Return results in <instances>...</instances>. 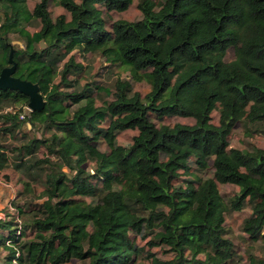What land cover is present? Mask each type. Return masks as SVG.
Returning a JSON list of instances; mask_svg holds the SVG:
<instances>
[{"label": "trees", "instance_id": "1", "mask_svg": "<svg viewBox=\"0 0 264 264\" xmlns=\"http://www.w3.org/2000/svg\"><path fill=\"white\" fill-rule=\"evenodd\" d=\"M56 1L70 18L52 17L49 6ZM134 1L40 0L30 11L27 0H0V74L10 66L9 38L17 34L26 48L15 50V76L38 83L46 100L44 110L24 120L33 128L58 131L17 149L0 138V172L16 153L17 169L31 168L24 157L42 145L58 160L36 163L51 164V170L45 174L47 199L34 213V238L22 243V227L0 219V247H10V257L0 264L73 259L132 264L139 252L132 235L149 233L154 235L149 245L171 254L150 253L152 264H227L234 250L225 235L226 214L246 205L252 206V216L244 231L254 240L264 238V148L244 152L230 148L229 140L239 122L264 123V0H163L159 9L156 0H140L141 20L119 19L108 30L105 12H126ZM33 20L42 27L31 33L23 23ZM42 41L44 49L38 47ZM77 50L112 57L134 81L148 80L151 91L143 98L129 81L118 80L114 93L106 90L113 100L102 106L88 94L89 87L60 92L85 70L75 59ZM63 61L61 80L54 84ZM81 101L85 104L71 112ZM10 104L22 108L0 114V137L21 128L29 97L0 90V111ZM215 111L218 125L212 121ZM152 115L159 121L177 116L195 122L157 125ZM127 130H138L129 147L117 141ZM101 141L109 151L99 148ZM192 164L212 167L213 177L175 186ZM219 184L239 187L230 204Z\"/></svg>", "mask_w": 264, "mask_h": 264}, {"label": "rangeland", "instance_id": "2", "mask_svg": "<svg viewBox=\"0 0 264 264\" xmlns=\"http://www.w3.org/2000/svg\"><path fill=\"white\" fill-rule=\"evenodd\" d=\"M39 1L40 0H27L29 10L33 11ZM139 2L140 0H135L130 9L123 13L105 12L104 17L107 22L108 30H111L112 23L119 19H126L133 22L141 20L143 15L138 9ZM156 2L157 9H159L163 4V0H156ZM49 11L54 19L61 14H65L68 18H70L68 12L60 6L58 1L50 3ZM23 26L31 33H34L41 29L42 24L39 20H33L30 23L24 22ZM9 41L14 47V50L26 48L25 40L17 34H11ZM38 47L41 49L46 48L39 45ZM73 54L77 62L84 64L85 70L80 74L71 76L70 82L72 81L73 83L72 87L63 85L60 92H80L83 91L85 87H89L90 91L88 94L93 96L97 106H102L104 102L113 100V96H108L106 94V90L108 89L111 93H114L115 85L118 80L129 81L133 86V93L139 92L143 98L151 91V84L148 80H143L141 82L134 81L131 77V73L125 67L114 62L112 57L104 56L102 53H83L78 50L74 51ZM233 58V51H229L227 60H232ZM63 64L64 61L58 63V74L54 79V84L59 83L61 80ZM98 88L101 89L99 90ZM61 101L62 99H57V102ZM83 104H85V101L72 105L71 112H74L78 106ZM7 108L20 110L22 106L20 104H10ZM3 113V110L0 111V114ZM23 113H26L27 118H30L31 111L23 108ZM151 118L157 125H174L176 123L193 124L195 122L192 118L177 116L165 117L162 121H159L153 115ZM212 121L216 125L219 124L218 111H215L212 114ZM110 123L111 121L104 122L103 126L108 127ZM54 134H58L57 129L45 131V129L40 126H35L33 128L29 121L24 120L19 130L11 135L7 134L5 137L1 136L0 138H2L3 143L6 146L17 149L25 146L32 139H48ZM136 135H138V130H127L121 132L117 137L118 144L129 147ZM229 140L231 145L230 148L239 149L244 152L253 151L256 148H264V123L261 125H253L246 121L239 122L233 129ZM99 148L104 152L109 151L104 141L99 143ZM17 155L18 153L11 156L9 167L6 168L0 175V185L12 190V194L9 198H3L0 200V219L8 222H17L14 224V227H22L23 235L20 239L21 242L24 243L34 238L35 231L32 228L34 213L39 209V205L47 199L44 197V190L46 189L45 174L50 172L51 164L36 163L45 160L46 158L54 160L55 162L58 160L52 155H48L46 146L42 145L32 157H24L26 163L30 162L29 165L31 168L22 166L17 169V165L21 162L20 157L17 159ZM57 165L60 166L63 171L71 173V170L67 166L60 163ZM86 167H90L91 169L94 167V164H87ZM213 172L212 167L209 170H200L196 165L192 164L190 170L187 171L186 174L181 175V177L176 180L174 184L175 186H185L186 180H192L195 182L199 179L206 180L213 177ZM219 190L222 198L228 204L234 201L239 193V187L232 184H219ZM85 199L92 202L91 198ZM144 216H146V214ZM251 216V205H246L242 211L228 210L225 222V235L226 238L230 239L233 243L234 256L227 264H264V238L254 240L244 231L245 220ZM2 232L7 234L5 230ZM132 236L139 248V252L134 256V262H132V264H152L150 253L155 254L158 258H169L171 256L170 253L166 252L165 248L161 246L156 247L149 245V241L153 240L154 235L149 233L145 236L143 234H133ZM6 248H10L7 243L6 246L0 247V259L3 261L10 257V253ZM66 264L85 263L77 259H73Z\"/></svg>", "mask_w": 264, "mask_h": 264}, {"label": "water", "instance_id": "3", "mask_svg": "<svg viewBox=\"0 0 264 264\" xmlns=\"http://www.w3.org/2000/svg\"><path fill=\"white\" fill-rule=\"evenodd\" d=\"M41 46L46 47L44 41L41 42ZM14 53L15 50L13 49L9 57L10 66L5 67L0 74V90L18 91L29 97L28 107L31 112L44 110L46 107V100L41 93L40 85L15 76L17 62L14 60Z\"/></svg>", "mask_w": 264, "mask_h": 264}, {"label": "crops", "instance_id": "4", "mask_svg": "<svg viewBox=\"0 0 264 264\" xmlns=\"http://www.w3.org/2000/svg\"><path fill=\"white\" fill-rule=\"evenodd\" d=\"M12 194V190L0 185V200L3 198H9Z\"/></svg>", "mask_w": 264, "mask_h": 264}, {"label": "built area", "instance_id": "5", "mask_svg": "<svg viewBox=\"0 0 264 264\" xmlns=\"http://www.w3.org/2000/svg\"><path fill=\"white\" fill-rule=\"evenodd\" d=\"M24 108H26V109H28V111H31L30 109H29V107L28 106H25ZM3 112L4 113H12V112H16V110H13L12 108H6L5 110H3ZM3 113V114H4ZM26 117H27V115H26V113H21L20 114V119H22V120H24V119H26ZM2 174V172H0V175Z\"/></svg>", "mask_w": 264, "mask_h": 264}]
</instances>
